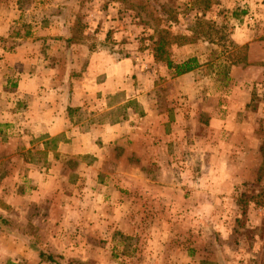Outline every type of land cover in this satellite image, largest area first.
<instances>
[{
  "label": "rangeland",
  "instance_id": "obj_1",
  "mask_svg": "<svg viewBox=\"0 0 264 264\" xmlns=\"http://www.w3.org/2000/svg\"><path fill=\"white\" fill-rule=\"evenodd\" d=\"M22 3L25 10L13 31L44 38L41 50L51 55L53 64L59 54L65 58L62 63L60 57L58 64L65 69L68 54L76 59L83 55L86 62L87 54L105 52L120 59L131 57L140 66V108L157 111L160 126L176 136L173 162L183 170H173V176L182 184L184 199L193 191L195 199L204 201L201 205L186 201L181 214H173L174 234L186 235L173 237L170 251L164 237L158 236L160 227L154 234L146 220L137 237L121 236L115 221L107 232L94 222L92 231L67 233L57 238L61 242L57 244L44 239L43 247L59 249L62 263L264 264V0L252 7L248 0ZM160 38L173 62L195 56L199 66L177 79L165 62L153 57ZM194 134L203 136L204 156L196 157ZM79 168L73 159L59 164L71 184L79 178ZM222 181L230 187L217 192ZM68 188L76 189L75 197H84L78 186L63 182L59 196L65 197ZM179 195L183 199L181 191ZM215 196L227 203L219 204ZM67 208L60 204L52 211L65 213ZM117 208L71 205V211L102 216H115ZM49 209L45 206L44 211Z\"/></svg>",
  "mask_w": 264,
  "mask_h": 264
},
{
  "label": "crops",
  "instance_id": "obj_2",
  "mask_svg": "<svg viewBox=\"0 0 264 264\" xmlns=\"http://www.w3.org/2000/svg\"><path fill=\"white\" fill-rule=\"evenodd\" d=\"M256 1L248 3L252 7ZM23 10L22 0H0V264H48L38 258V248L57 256L62 252L44 248V239L57 244L67 233L92 231L94 222L107 232L115 221L127 238L137 237L146 220L154 234L160 227L158 236L170 251L171 239L186 235L174 234L173 214L186 201H204L193 191L184 199L182 184L173 176V170H183L173 162L176 136L160 126L157 111L140 108V66L131 57L105 52L87 54L86 62L83 55L68 54L65 69L58 64L65 58L59 54L53 64L41 50L44 38L13 31ZM201 137H193L196 157L204 156ZM64 158L81 166L75 184L59 171ZM62 182L78 186L84 197L69 188L60 197ZM227 183H217V192L228 189ZM60 204L67 211L53 212ZM73 204L118 208L115 216H102L71 211ZM155 218L158 224L151 222Z\"/></svg>",
  "mask_w": 264,
  "mask_h": 264
},
{
  "label": "trees",
  "instance_id": "obj_3",
  "mask_svg": "<svg viewBox=\"0 0 264 264\" xmlns=\"http://www.w3.org/2000/svg\"><path fill=\"white\" fill-rule=\"evenodd\" d=\"M166 42H164L161 38L158 42L157 46L153 48V57L157 61L165 62L167 69L172 70L174 76L182 75L185 73H189L199 66L198 59L195 56L189 57L187 59L182 60L181 62H173L167 53ZM38 258L45 263L48 264H84L80 261L73 260L71 262L62 263L60 256H57L52 253L44 252L43 250H36Z\"/></svg>",
  "mask_w": 264,
  "mask_h": 264
}]
</instances>
